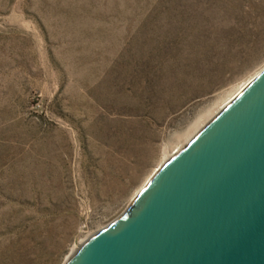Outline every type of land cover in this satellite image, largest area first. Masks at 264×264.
Instances as JSON below:
<instances>
[{"label":"rangeland","instance_id":"obj_1","mask_svg":"<svg viewBox=\"0 0 264 264\" xmlns=\"http://www.w3.org/2000/svg\"><path fill=\"white\" fill-rule=\"evenodd\" d=\"M263 68L264 0H0V264H64Z\"/></svg>","mask_w":264,"mask_h":264},{"label":"water","instance_id":"obj_2","mask_svg":"<svg viewBox=\"0 0 264 264\" xmlns=\"http://www.w3.org/2000/svg\"><path fill=\"white\" fill-rule=\"evenodd\" d=\"M64 264H264V68Z\"/></svg>","mask_w":264,"mask_h":264},{"label":"bare ground","instance_id":"obj_3","mask_svg":"<svg viewBox=\"0 0 264 264\" xmlns=\"http://www.w3.org/2000/svg\"><path fill=\"white\" fill-rule=\"evenodd\" d=\"M251 78H249L247 81H245L244 83L239 85L237 88L232 90L229 94H227L226 97H224V99H222L220 102H218L216 104V106L209 113H207V115H205L203 117V120L201 118L202 121H199V123L194 124L193 127L191 126L192 127V128H190L191 130L189 129L190 131L187 133V135H185V138L183 137L184 139L178 144V146H176L174 148L172 147V148H170L169 152L164 153L163 160L161 161L160 165L157 166V168L154 170V172L158 168H160L162 165H164L167 161H169L171 158H173L175 155H177L179 152H181L187 145H189L193 141V139L196 138L200 134V132L207 126V124L213 118H215L219 113H221L231 103L233 98L240 92V90H242V88H244V86L250 81ZM166 149H168V147ZM151 176L152 175H150V177ZM148 179L145 181V183L148 181ZM99 232H101V230ZM84 240L85 239L78 240L74 244V246L72 247V250L70 252V255L66 261L70 260L80 250Z\"/></svg>","mask_w":264,"mask_h":264}]
</instances>
